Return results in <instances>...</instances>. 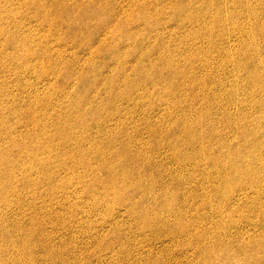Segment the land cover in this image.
Returning a JSON list of instances; mask_svg holds the SVG:
<instances>
[{
    "label": "bare ground",
    "instance_id": "obj_1",
    "mask_svg": "<svg viewBox=\"0 0 264 264\" xmlns=\"http://www.w3.org/2000/svg\"><path fill=\"white\" fill-rule=\"evenodd\" d=\"M95 1L100 2L101 0H0V24L2 21H9L10 24L15 25L13 32L19 33L21 36H12V31H5L0 26V39L4 37L0 40V51L3 53L0 58V71L6 72L7 69H13L14 71L22 70L23 74L32 72L31 67L28 66H34L41 70L42 66L37 63L36 58L38 51L43 56L49 57L48 46L42 44L44 41L30 36L25 27L24 21L32 17L46 19L51 16L46 22L59 23L67 32L69 31L70 35L84 29V33H87L85 40H88V33L93 31L89 23L99 17H103L107 23H114L111 27L102 22L94 29L95 32H106L107 30L111 35H116L119 32L120 35L135 40L134 43L141 46L146 45L147 42L137 43L138 39L131 38V35L137 37V33L143 30H146L149 35H153V43L150 45L148 53L135 54L136 57L133 61H128V57H131L127 53L132 52L131 47H126L124 52H121L120 44L112 43L109 40L94 48L93 55L88 57L90 63L87 59L83 66H85V71H88L87 73L99 77L100 73L96 70L98 61L95 60V57H98V54L111 42L114 48L111 53L119 61L117 62L119 65L115 64L118 65V67L115 66L116 73L123 74L127 71L125 77L123 76L124 82L134 90L138 87V81L142 80L143 86L147 84L155 93L154 98H157V103H162V105L168 103L166 109L162 112L158 111L159 109L155 110L154 103L150 102L144 105L145 101L141 100L138 94L124 97L122 90H116L120 86L113 78L105 84L103 82V87L99 88L97 82L95 84L96 79L93 81L94 84L92 81V83L88 81L87 84L83 81L86 79L78 74L80 84L85 89L78 108L75 111L57 109L58 113L56 114L65 118L66 123L69 120L72 122L73 120L83 121L82 132H78L83 138L87 135L88 146L86 148L99 156L100 165L103 166L109 177L108 189L113 195L129 194L131 190L139 193L140 205L135 210L130 207V212L139 221L140 227L134 232H131L130 229L126 230V234L129 236L128 241L142 249L137 253V256L133 257L136 264H141V260L147 259V262L143 261L144 264H156L161 256L164 257L160 262L163 264H172L176 261L180 264H264V0H148L145 1L146 3L143 0H104L107 1L105 8L96 5L97 7L93 6L91 11L84 10ZM5 4H13V6L7 11L4 8ZM255 7L261 11L262 18L259 24L256 19L250 22L256 15ZM154 15L155 20H150ZM16 18H22L21 23H23L25 31L20 29L19 23H14L20 20ZM135 18L141 20L138 22H142L144 25H134L137 22ZM171 19L175 22V26L172 23L166 24L167 21L171 22ZM154 21H156L155 24ZM192 21H195L199 26L188 28L186 23ZM245 22L248 24V28L245 27ZM160 24L169 26L165 28L167 29L165 34L175 33L186 40L177 42L175 35L166 38L159 32L164 28ZM50 38L55 39L56 34L52 33ZM166 39L177 49V54L173 55V53L167 52L162 55L164 53L162 47L167 41ZM5 43L13 46L15 51L8 54ZM117 48H120V52ZM182 52H190L188 61L195 62L200 67L182 72L185 69L184 66L180 67V64L177 63L184 58L183 56L181 58ZM22 55H35L36 57H32L30 61L21 66L17 57ZM214 60H216L215 65H213ZM111 62L113 61L111 60ZM149 62L159 66L162 72L147 73L143 69V64ZM61 64L62 62H59V65ZM108 66L105 65L106 68ZM42 70L45 72L48 69ZM106 71L108 72V70ZM242 71H246V73L242 74ZM168 73L172 77H164ZM137 77L139 78L136 79ZM22 78L24 79V77ZM156 78L163 79V83L157 82L160 79ZM89 86H92L94 91L97 89V92L91 93L90 97L87 93ZM181 88L184 89L181 91ZM48 90L52 92H47L40 98L37 95L40 93L38 89H33V92L22 89L20 92L26 94V103L29 105L23 104L21 107L20 100L23 101L24 97L19 100L21 103L18 104L16 101L7 108L12 114L19 117L21 120L19 124L27 125L24 121L26 118L28 121L31 119L39 122L46 120V123H53L51 125H55L59 130L75 129L73 124L61 125L55 120L49 119L56 116L53 112L56 108L51 106L56 93L52 89ZM35 93H37L36 97H32L31 95ZM6 94L5 92L1 96L5 97ZM104 98H109L108 105L112 103L110 112H107L102 106L104 104L101 101ZM40 107H44L45 110H40ZM1 108L0 132L4 131L5 138L3 144L0 143V170L1 166L7 168L5 176L0 171L1 206L9 210L11 200L7 197L21 195L23 187L31 188L34 191L32 186H36L37 190L43 188L42 191L49 193L53 200L56 199L58 193H64V184L59 185L53 180L52 173L54 172H51L52 167L49 164L59 163L58 165L67 168L69 174L76 178L79 174L74 158L83 149L75 144L73 146L72 141L78 138L72 135L61 137L65 143L62 145L63 149L69 147V151L61 156H52V151H45L46 148L42 146L41 149L36 150L33 147L34 136L32 135L37 131L31 134L23 132L18 135L19 128L15 131L3 116L7 112L6 107ZM142 108L145 111H142L141 116L136 120L134 116ZM3 109L6 110L2 112ZM114 114H120L122 117L115 119ZM155 115L162 120V123L153 119ZM107 122L113 123L107 124ZM163 123L169 124L166 125L168 128L165 126V130H163ZM130 125L134 133L146 130L155 145H160V143L163 145H160V148L155 146V149L148 153L145 147L146 142L142 139L119 140L116 138L117 140L108 142H106L107 140L99 141L105 130L106 132L120 131L122 127ZM92 129L95 133L92 132ZM88 131L90 134L96 135L93 137L99 139H91ZM211 137L216 138L215 143L211 140L205 143L204 139ZM235 139H239L241 144L233 145ZM204 143L205 145H203ZM116 144L124 151V165L127 166L122 164L123 155L121 152L119 151V154L118 149L112 151L114 146H117ZM130 147H133L138 153L136 157L129 152L132 150ZM8 148L14 150L13 156L10 155L12 151L10 154L8 153ZM111 151L115 154L110 160L104 155L109 156ZM48 152L46 158H36L38 155ZM247 152L248 156H245L244 153ZM33 156H35L34 162L27 160L21 164L23 159ZM76 161L77 163L81 162L79 159ZM166 162H170V164L165 165ZM111 163L127 171L119 170L120 172L114 173ZM170 165L175 166L174 170L177 173L175 178L168 183L165 178L169 175L165 168ZM137 170L140 173L139 180L133 179L134 172ZM18 173L19 180L16 175ZM39 173L41 176L37 180ZM35 175L37 177L34 178ZM111 181H123L121 190L113 188ZM157 184H159V190H156ZM173 185L179 187L184 185L186 189L183 188L182 192H174ZM160 198L162 199L161 204L155 203ZM91 210L94 212L96 208L93 207ZM209 210L210 215L205 212ZM7 212L3 211L4 214ZM114 212H110L106 217L110 218L108 221L110 223H107L109 228L104 234V237L109 239V241L106 239V246L114 243L118 245L119 250H125L127 253L120 238L121 233L116 230L123 225L118 216H123L116 213V218H114ZM244 212L247 213L246 216L252 218L257 215L254 217L259 222L256 235H247L252 232L248 228L251 224V228H254V219L243 218L245 226H248L245 227L246 230L238 225V220H233L234 214L241 215ZM198 215L200 219L193 220V216L197 218ZM224 218H228L229 221H225ZM40 222L39 224H41ZM207 224L215 225L214 232L207 230ZM7 228L5 230L9 232L10 226ZM227 228H232L234 234H226L224 231ZM246 235L247 238H245ZM30 236L31 233L27 232L24 238L27 239ZM32 236L34 235L32 234ZM6 237L4 234L0 235V244L9 240ZM71 238L73 237L71 236ZM94 240L96 244H101L100 246L104 244L98 236ZM33 241L35 240L33 239ZM27 245L21 244V249L13 250V248L10 257H4L0 253V264H44L43 258L46 255L38 258L35 255L38 252L34 253L36 249L33 252ZM50 247L48 248L51 250ZM188 247L199 251L198 258L200 259L194 263L192 261L197 258L188 252ZM59 250L57 249V251ZM25 252H27V259L19 261ZM62 252H60L61 255ZM15 254L18 256L14 257ZM166 259L167 261H165ZM47 263L55 264L56 262Z\"/></svg>",
    "mask_w": 264,
    "mask_h": 264
},
{
    "label": "rangeland",
    "instance_id": "obj_2",
    "mask_svg": "<svg viewBox=\"0 0 264 264\" xmlns=\"http://www.w3.org/2000/svg\"><path fill=\"white\" fill-rule=\"evenodd\" d=\"M50 1H52V0H50ZM145 1H148V0H143L144 3H146ZM106 2L107 1H104V0H101L100 2L95 1V3L94 4L91 3L88 8L85 7L84 10L91 11L93 6H96V5H99L102 8H105ZM87 5H88V3H87ZM4 6H5L4 8L8 11L13 6V4H7V5L5 4ZM16 6H18V5L16 4ZM255 11H256V15L254 16V18L250 22H252L256 19L257 24H259V21L262 18L261 11H258V9L256 7H255ZM50 17L51 16L47 17L46 19H41L40 17H32V18H28L27 20L24 21V24H25V27L27 28L28 34L30 36L36 38V39L38 38V39L44 41V43H42V44L45 46H48V48H49L48 56L49 57L43 56L40 51H38L37 57L35 55H33V56L22 55V56L17 57L18 62L20 63L21 66H23L25 63L30 61L32 59V57H36L37 63L42 66L41 70H38V68L37 67L35 68L34 66H28V67H31L32 72L29 71V72H26L23 74L22 70L14 71L13 69H7L6 72L4 71L5 73L3 71L2 72L0 71V108L6 107L7 110L3 109V111H2V112H4V110L7 111L3 114V116H4L5 120L8 121V123L10 122V124L13 126L14 130L19 128L18 131L15 130V131H17L18 135L23 134V132L24 133L27 132V133L31 134V133H35L34 131H37L36 134L32 135L35 137V138L33 137V141H34L33 147L36 150L41 149V146H42V147L46 148L45 151L51 150L52 156H61L66 151H69V147L66 148L65 150L63 149L62 145L65 144L63 142V140H61L63 138V136L72 135L73 137L78 138L76 140H73L72 144H73V146L75 144L76 146L83 149V151L81 153L76 154L75 158H74V161L77 165V172L79 175L75 178L74 176H72V174H69V171L67 170V168L58 165L59 163L49 164L50 167H52L51 172L52 171L54 172V173H52L54 176V178L52 176L53 180H55V182L59 185L64 184L63 185L64 186V193L63 192L58 193V197L53 200L52 196H50L49 193L42 191L43 188H39L37 190L36 186H32L35 189V191H34L31 188L28 189V188L23 187L21 195H18L17 197H7V199L11 200V203H10L11 209L10 208H9V210L4 209V207L1 206V203H0V215H1L0 216V222H1L0 232H1L2 236H3V234H4V237H6L8 235L6 238L7 239L9 238V240L7 242L3 241L4 243L0 244V253L4 257H10L12 255L13 250L21 249V247H20L21 244L26 246L27 243L29 242V245H27V246H29V248L31 247L30 250H32L33 252H34V249H36L34 253L38 252L37 254H35L38 258H40V256H43L44 254L46 255V256L44 255L45 257L43 256L44 258L42 257L44 264L47 262H51V261H55L56 262L55 264H97L99 262H100V264H136L134 262L133 257L137 256V253L140 252L142 249H139V247L135 246L134 244H131L128 241L129 236L126 234V230L130 229L131 232H134L136 229H139V227H140L139 221L137 219H135L134 216L130 212V207H131V209L135 210L137 208V206L140 205V198L141 197L139 196V193L135 192L134 190H131V192H129V194L113 195L112 192L108 189V184L110 182L109 177L106 175V172L104 171L103 166L100 165L101 162H99L100 161L99 156L96 155L95 153H91V150H89V148L88 149L86 148L88 146V140H87L88 138H86L87 135H85L84 138H86V139H84L81 136V134H79V132H82L81 128L83 127V124H84L83 121L73 120V122H72L69 120L66 123L65 118L60 117L56 113H58L57 111L59 109H63V110H67V111H69V110L75 111L76 108H78V105H79L78 103L80 102V98H81L82 94L85 92V89H83V87H82L83 85L81 86V84H80V81H79L80 76H78V74H81L82 77L86 79L83 81H85L87 84H88V81L90 83H92L96 79L95 84L97 82L99 88L103 87V82L105 84L108 80H110V79L112 80V78H113L114 81H117V83H118L117 85L120 86L119 88H116V90H122L124 97H127V96L132 97L133 95L138 94L140 96L139 98L141 100L145 101L144 105H146L148 102H150V103H154V106H155L154 109L155 110L159 109L158 111L162 112L164 109H166L168 107V105H167L168 103L163 104V105H162V103H157V100H156L157 98H154L155 93L150 89V87L147 84H145L143 86L142 80L138 81V87L136 88V90H134L132 87L128 86L127 83L124 82L123 76L125 77V73H127V71H125L123 74L122 73H116L115 68L118 67L119 63H117V62H119V61L113 55V53H111L114 51V48L112 47L113 44H111V42L115 43V44L118 42L121 46L120 47L121 49L119 48L121 52H124V48L131 47L132 52L127 53V54H129L131 57V58L128 57V59H129L128 61H131V60L133 61V59L136 57L135 54H140L141 52L144 54L148 53L150 45L153 43V37L154 36L149 35L146 30L138 32L137 37H134V35H131V38L138 39L137 43H140L143 41L147 42L146 45L141 46V45H137L136 43H134L135 40H131V39L125 38L123 35H120L119 32H117L116 35H111V33H109L107 30H106V32H104V31L95 32L94 29L97 27V25H100V23H102V22H104L107 26H111V27L113 26V23H114V22L107 23L103 17H101V18L99 17L98 19L92 20L91 21L92 23H89V25L92 26L93 31H90L88 33V35H87L88 40H85V36L87 33L86 34L84 33L85 32L84 29L78 30L74 35H70L69 31L67 32L65 30V28L62 27L59 23H57L55 21L46 22V21H49L47 19ZM16 19H20V18H16ZM21 19L19 20V22H14V23H19L20 29L22 31H25L23 28V23H21ZM150 20H155V15L152 18H150ZM135 21H137V22H135L134 25H137V24L140 26L144 25V23L138 22L141 20H139L137 18H135ZM155 22L156 21H154V24H155ZM240 22H241V20H240ZM169 23H172V25H174L175 22L171 19V22L167 21L166 24H169ZM160 25H161V27H164V28L162 30H159V32H161L166 38H169L170 35H175L177 42H183L184 40H186V39L180 38L181 36L178 34H175V33L165 34L164 32H167V29H165V28H168L169 26L164 25V24H160ZM186 25L188 28H190V27L194 28V27L199 26V25H197V23L195 21H192L191 23H186ZM244 25L246 28H248V24L246 22L244 23ZM0 26L5 31H12V33H13L12 36L21 37L19 33L16 34L15 32H13L15 25L10 24L9 21L8 22L2 21ZM81 28H84V27H81ZM52 33L56 34L55 39L50 38V35ZM2 39H4V37H1L0 40H2ZM109 40L111 42H109L108 46L105 47V49L98 54V57L97 56L95 57V60L98 61L96 63V70L100 73V74L98 73L99 77H98V75L96 76V75H93L91 73H87L88 71L86 72L85 68H84L85 66H83L84 61H86L88 59V62L90 63L88 57L93 55L94 50H95L94 48H96L99 44H104V43L108 42ZM5 45L7 46L6 49H7L8 54L10 52L15 51L13 46L9 45L8 43H5ZM0 49H1V47H0ZM119 49L117 48L118 51H119ZM162 49L164 52V53H162V55L166 54L167 52H171V53H173V55L177 54V49H175L168 42V40L164 43ZM190 54H191L190 52H182L181 58H182V56L184 58H182V60H179L177 62L180 64V67L184 66L185 69L182 70V72H187L190 70L198 69L200 67L199 64H197L195 62L188 61V59L190 58L189 57ZM234 55L236 57L235 53H234ZM2 56H3V53L0 51V58H2ZM113 57H115L116 59L114 58L115 59L114 60ZM90 59H93V58H90ZM111 60L113 62H111ZM105 61H106V63L104 64ZM59 62H62V64L59 65ZM116 63L118 64L117 66L115 65ZM215 63H216V60L213 61V65H215ZM99 64H101V65H99ZM105 65H107V66L110 65V66H108L106 68ZM42 69H48V70L43 72ZM98 69H101V70H98ZM103 69L108 70V72L106 70H103ZM143 69H145L147 73L150 72V74H152L154 71L162 72V69L159 66L154 65L150 62L144 63ZM80 70H82V71H80ZM106 73L107 74L109 73V74L107 75ZM245 73H246V71H242V74H245ZM104 74H106L107 76ZM199 75H201V74L199 73ZM22 77H24V79ZM101 77L103 78L102 81L100 80ZM164 77H172V76L168 73ZM77 78H78V80H77ZM138 78L139 77H137L136 79H138ZM4 79H5V82H3ZM156 79L158 80L160 78H156ZM157 82L162 84L163 79L162 80L160 79V81L158 80ZM93 84H94V82H93ZM46 88L52 89L53 92L56 93V96L53 98L52 104H51L52 107L56 108L53 111L56 114V116H52L49 119L55 120L57 123H59L61 125L73 124V126L76 127L75 129L69 130L66 128L65 130H59L55 125L52 126L53 123H49V122L46 123L45 122L46 120L39 122L37 120L31 119L30 121H28L26 118L24 119V121L27 123V125L23 124V123L19 124V122H21L19 117L15 116L14 114H12L8 110L7 106H10V105L12 106L16 101L18 104L20 101L22 102V104H20L21 107L23 106V104L25 106L29 105V103H26V94L20 92L22 89H25L27 92H30L33 89H38L40 93L37 94L38 93L37 92L34 95L32 94L31 96L36 97L35 95L37 94L38 97L41 98V97H43L42 95H45L47 92L48 93L52 92ZM183 89L184 88H181V91ZM88 90L89 91H87V93L89 94V97H90L91 93L94 94L93 92H97V89H96V91H94L92 86H89ZM5 92L7 93L5 95V97L1 96V94L3 95ZM40 94H41V96H40ZM21 98L22 99L24 98L23 101L20 100ZM76 98H78V99H76ZM72 100H74V102H72ZM101 102H102V104H104L102 106L105 107L106 111L110 112L112 109V103L110 105H108L109 98H104ZM39 109L45 110L44 107H40ZM142 111H145V110H143V108H142V110L137 112V115L134 116V117H136V120L139 119V117L142 114ZM121 117L122 116L120 114H114L115 119H119ZM153 119L162 123V120H160V118L156 115ZM156 121H154V122H156ZM112 123L113 122H107V124H112ZM166 125H167L166 123H163V125H162L163 130H165L169 124L167 126ZM22 126H23V128H22ZM132 127H134V126H132ZM20 130H21V132H19ZM93 130L94 129H92V132L95 133V131H93ZM132 130L133 129H131V125L122 127L120 131L111 130L113 132H111V131L106 132V130H105L103 133V136H101L102 138H100L99 141L103 142V140H104V142H105L107 140L106 142H108L109 140H117V139L125 140L128 138L142 139L146 142V144H145L146 146L145 145L144 146L147 148L146 150L148 153H151L155 149V146L160 148V145H163L161 143H160V145L159 144L155 145V143L153 142L151 137L148 136L149 132L146 130H143L144 132L140 131L139 133H134L133 132L134 130L133 131ZM40 132H41V135H40ZM87 133H88V135H91V137H90L91 139H93V140L99 139V138H95L96 137L95 134H93V133L90 134L89 131ZM114 133H116V134H114ZM118 133H121V134L117 135ZM106 134H108V135H106ZM93 136H95V137H93ZM104 136H106V137H104ZM4 138H5L4 131H1L0 132V143L1 144H3ZM204 140H205V143L209 140H211L213 143H215L216 138L211 137L209 139H204ZM152 142H153V144H151ZM148 143L151 145H149ZM205 143L203 145H205ZM240 144L241 143H240L239 139H235L233 142V145H235V146H238ZM55 145H58V146H56L57 148L55 147ZM118 145H121V144L119 143ZM118 145L114 146L115 148H113L112 151H116L118 149L117 152L119 153V151H120L121 154L123 155L124 151H122L121 147L119 148ZM125 148L127 149V147H125ZM119 149H121V150H119ZM130 149H132V150H130ZM130 149H129L130 150L129 152L131 154H133L134 157H136V155L138 153L134 150L133 147L132 148L130 147ZM8 150H9L8 151L9 154H10V151H12L10 155L15 154V152L12 148H8ZM48 154H49V152L47 154L46 153L40 154L36 158L37 159H44L48 156ZM114 154L112 152L110 154L111 156L110 155L108 156L107 154H105L104 156L107 159H110L111 157L113 158ZM247 154H248V152L244 153L245 156H248ZM7 157H10V156H7ZM34 159H35V156L23 159L21 161V164L25 163L27 160H32L34 162ZM77 159H79V161H81V162L77 163V161H76ZM121 160H122V164L124 165V155H123V158H121ZM112 164L113 163H111V165ZM169 164H170V162L165 163V165H169ZM112 166H113L112 170L114 169L113 170L114 173H118L121 170H125L122 167H117L116 165L114 166V164ZM124 166H127V165H124ZM168 167H166L167 169L165 168V170H167V171L169 169L172 170V171L170 170L168 172L166 171V173H168L167 175H169V176H167L165 179L169 183L173 178H175L177 172L174 170L175 169L174 165H170ZM6 170H7V168L5 166H1L0 171L4 176H5L4 173L6 172ZM125 171H127V170H125ZM139 174L140 173L138 170L135 171L133 179L139 180L138 179ZM16 175L18 177V178L17 177L16 178L19 180L20 179L19 173ZM40 176H41V173L38 174L37 180L39 179ZM35 177H37V175H35L34 178ZM56 177H58V178H56ZM78 179H80L79 180L80 183L78 182ZM122 182L123 181L112 182L111 184H112L113 188H115L117 190H121V187L123 186ZM157 186H155L156 190H159L160 189L159 184H157ZM172 188H173L172 190L174 192L175 191L176 192H178V191L182 192L183 188L186 189V187L184 185L180 186V187L177 185L176 186L173 185ZM107 189H108V191H107ZM103 192H106V193H103ZM158 202L161 204L162 199L160 198L159 200H156L155 203L159 204ZM2 207H3V209H2ZM93 207L96 208V211H94V212L91 210V209H93ZM35 208H37V209H35ZM32 209H34V210H32ZM3 211L4 212L8 211L7 212L8 214L5 213L7 216L3 213ZM76 212H78L79 214L78 213L76 214ZM110 212H112V213L114 212V214H115L114 218H116V213H119L120 215L123 216V217L118 216L119 220H122L123 225H121V227L117 228L116 230H118L121 233L120 238L123 241L124 246L126 247L125 249L127 250V253L125 250H119L117 248L118 245L114 244V243H113L114 245L113 244L107 245L108 248L106 249V247H107L106 244H107V241H109V239L105 238L104 234L106 233V231L109 228L107 223L108 224L110 223V222H108V221H110V218H106V217H108V214H110ZM205 212L208 215L211 214L210 210L205 211ZM17 213H18V215H17ZM199 213H201V212H199ZM245 214H247V213L244 212L241 215L240 214H234V216H233V220H238V225L244 230H246L245 227H248V226H245L243 218H245L247 220H249V219L252 220V219H254L255 216H257V215H255L252 218L250 216H246ZM3 215H5V216H3ZM60 215H61V217H60ZM20 217H21V219H20ZM42 219H45V220H42ZM197 219H200L199 215L197 216V218H196V216H193V220H197ZM224 219L227 222L229 221L228 218H224ZM40 220H41V222H40ZM38 221L41 224H39ZM42 221H43V223H42ZM44 222H45V225H44ZM30 225H33V226L31 227ZM9 226H10V228H9ZM6 227H8L10 229V231L13 230L14 232L11 233L10 231L9 232L6 231L5 230ZM214 227H215L214 224H207L206 225V228L209 232H214V230H215ZM251 227H252V224L250 227H248L251 229L252 232L247 233V235L248 234L256 235L258 233L257 229L259 227V222L255 220V223H253L254 228H251ZM198 230L200 231V229H198ZM4 231H6L8 234ZM17 231H19V232L16 235ZM23 231L25 232L24 234H23ZM27 232H28V234L31 233L30 238L33 237V239L35 241H33V239H30V238H27V239L24 238V236L26 235ZM221 232H223V231H221ZM224 232L226 234H234V230L232 228H227V229H225ZM5 233H6V235H5ZM13 233L15 234L14 236L12 235ZM21 234L23 235V237ZM32 234L35 237L32 236ZM247 235L245 236V238H247ZM20 236L22 237V239ZM71 236L73 238H71ZM96 236H98V238H100L102 240L101 241L102 244L104 242V244L102 246H100L101 244H99V245L96 244V241L94 240V238ZM20 239H21V241H20ZM29 239H30V241H28ZM106 239H107V241H106ZM36 240H37V242H36ZM59 242H61V244H59ZM37 243H38L39 247H38ZM33 244H35L37 246V248ZM50 246H52V247L55 246V247L52 248ZM103 246H104V248H103ZM48 247H50L51 250ZM133 247H136L137 249H135ZM47 248H48V251H47ZM52 249H54V250L52 251ZM57 249H60L59 250L60 252L63 251L62 252L63 254L61 255V253L59 251H57ZM187 249H188V252L190 254H192L194 258H197V259H194L192 261V263H194L195 261L200 259V258H198L199 257V251L198 250H196V251L192 250L193 247H190V248L188 247ZM17 252H18V250H17ZM46 252H48V253H46ZM15 256H18V255L15 254L14 257ZM163 258H164L163 256L159 257L158 262L156 264H158V263L163 264V263H160L163 260ZM26 259H27V252H25V254L20 258L19 261H23ZM44 259L47 262H45ZM143 261L145 263V261L147 262L148 259L147 260H141L140 263L144 264ZM165 261H167V259ZM23 264H26V263H23ZM172 264H180V262L176 261L174 263L172 262Z\"/></svg>",
    "mask_w": 264,
    "mask_h": 264
}]
</instances>
